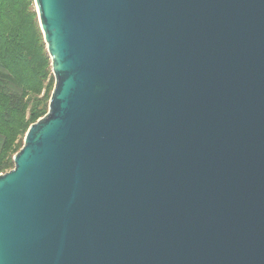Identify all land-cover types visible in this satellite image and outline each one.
<instances>
[{
	"label": "water",
	"instance_id": "obj_1",
	"mask_svg": "<svg viewBox=\"0 0 264 264\" xmlns=\"http://www.w3.org/2000/svg\"><path fill=\"white\" fill-rule=\"evenodd\" d=\"M33 1L54 86L0 264H264V0Z\"/></svg>",
	"mask_w": 264,
	"mask_h": 264
},
{
	"label": "trees",
	"instance_id": "obj_2",
	"mask_svg": "<svg viewBox=\"0 0 264 264\" xmlns=\"http://www.w3.org/2000/svg\"><path fill=\"white\" fill-rule=\"evenodd\" d=\"M53 83L34 1L0 0V174L47 113Z\"/></svg>",
	"mask_w": 264,
	"mask_h": 264
},
{
	"label": "rangeland",
	"instance_id": "obj_3",
	"mask_svg": "<svg viewBox=\"0 0 264 264\" xmlns=\"http://www.w3.org/2000/svg\"><path fill=\"white\" fill-rule=\"evenodd\" d=\"M53 80H54V79H53ZM53 86H54V83H53ZM52 90H53V87H52ZM52 90H51V93H52ZM51 93H50V95H51ZM39 119H40V118H39ZM39 119H38V120H39ZM23 140H24V139H23Z\"/></svg>",
	"mask_w": 264,
	"mask_h": 264
}]
</instances>
